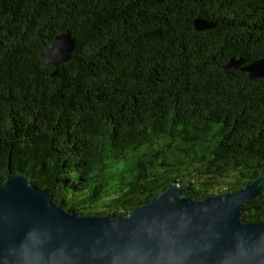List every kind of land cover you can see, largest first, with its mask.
<instances>
[{
  "label": "trees",
  "instance_id": "trees-1",
  "mask_svg": "<svg viewBox=\"0 0 264 264\" xmlns=\"http://www.w3.org/2000/svg\"><path fill=\"white\" fill-rule=\"evenodd\" d=\"M67 30L71 61L45 67ZM233 58L264 59V0H0V188L10 169L116 217L175 184L203 200L264 178V79L226 75ZM261 191L243 222L264 220Z\"/></svg>",
  "mask_w": 264,
  "mask_h": 264
},
{
  "label": "water",
  "instance_id": "water-1",
  "mask_svg": "<svg viewBox=\"0 0 264 264\" xmlns=\"http://www.w3.org/2000/svg\"><path fill=\"white\" fill-rule=\"evenodd\" d=\"M194 28L217 25L196 18ZM76 41L70 30L55 38L41 52L45 67L71 61ZM223 69L264 79V59L246 65L233 58ZM263 184L259 178L203 200L175 184L126 215L80 216L8 169L0 188V264H264V220H241L242 206L262 196Z\"/></svg>",
  "mask_w": 264,
  "mask_h": 264
}]
</instances>
